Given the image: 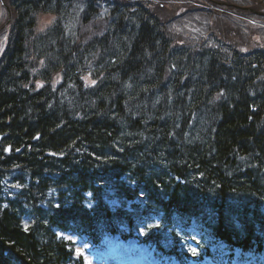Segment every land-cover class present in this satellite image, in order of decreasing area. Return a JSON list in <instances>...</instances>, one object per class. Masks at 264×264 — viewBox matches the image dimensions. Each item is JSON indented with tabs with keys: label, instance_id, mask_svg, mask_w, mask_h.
<instances>
[{
	"label": "trees",
	"instance_id": "trees-1",
	"mask_svg": "<svg viewBox=\"0 0 264 264\" xmlns=\"http://www.w3.org/2000/svg\"><path fill=\"white\" fill-rule=\"evenodd\" d=\"M4 1L0 264H70L75 247L63 231L91 236L153 213L168 222L166 207L179 201L211 218L240 217L246 231L236 245L264 249V186L248 189L264 167L246 157L264 145V49L241 54L236 43L222 40L221 51L183 38L174 31L178 8L198 0ZM96 1L107 10L98 23ZM81 3L94 14L92 32L87 19L73 29L63 20ZM43 14L58 18L42 26ZM101 145L115 164L99 158ZM102 189L119 205L112 209Z\"/></svg>",
	"mask_w": 264,
	"mask_h": 264
},
{
	"label": "rangeland",
	"instance_id": "rangeland-1",
	"mask_svg": "<svg viewBox=\"0 0 264 264\" xmlns=\"http://www.w3.org/2000/svg\"><path fill=\"white\" fill-rule=\"evenodd\" d=\"M240 2H243V5H240ZM193 5H188L186 11H184L179 16V21L184 23L176 27L177 31H183L189 34L191 37L206 39L207 36L211 34L209 32L211 26H221L220 33L225 34V29L229 28L234 29L233 32L239 36H243L246 41H255V36L258 32V29L261 27V31L264 28V0H198L197 2H192ZM210 6L209 8H206ZM241 6V7H240ZM196 7V9H193ZM0 8H5L0 3ZM239 10V12H234L233 10ZM253 10V11H252ZM7 13L2 12L0 9V23L6 17ZM217 19V23L214 24L212 18ZM69 17L65 16L63 20L68 22L69 28L73 29L79 26L80 15L76 13L74 18L67 19ZM7 19V18H6ZM53 22V17L51 14H43L40 17V24L46 25L49 21ZM99 22V20L97 21ZM102 23V21H100ZM230 32V31H228ZM96 33V32H95ZM6 37H2L0 41V52L3 50L4 42ZM264 41V34L262 35ZM251 42V43H252ZM249 44V43H248ZM142 256H145V253L141 251ZM149 262H152L151 259H148Z\"/></svg>",
	"mask_w": 264,
	"mask_h": 264
},
{
	"label": "bare ground",
	"instance_id": "bare-ground-1",
	"mask_svg": "<svg viewBox=\"0 0 264 264\" xmlns=\"http://www.w3.org/2000/svg\"><path fill=\"white\" fill-rule=\"evenodd\" d=\"M83 1V0H81ZM82 3L80 5V8H78V12L80 15H82L83 17H85L89 24H88V30L90 32L92 27H93V23L91 22V18L87 15L89 14L90 16L93 17L94 14L90 13L85 7H81ZM69 7L74 8L75 4L74 2L69 3ZM81 8H83V11L81 10ZM233 11L238 12L237 10L231 9ZM93 34V33H92ZM157 44L159 46H163L165 45V42L162 41L161 39L156 38ZM193 43L196 40H191ZM172 48L176 49L179 48V45L177 42L172 43ZM110 57L112 58H116V56L114 55V53L109 51L108 54ZM3 136H5L3 134ZM40 138V135L38 134L34 140L36 141L37 139ZM264 144V142H263ZM121 146H124L123 141L121 142ZM101 150H103L104 154L100 155L99 158H101L102 162H104L105 164H115V162H113L110 157L107 155L108 153H113L112 149H109L107 146L101 145L100 146ZM242 151V150H239ZM107 153V154H106ZM246 155V154H245ZM246 157L251 160L252 162H257L258 164L262 165L264 167V145L262 148L256 150L254 153H247ZM103 184L106 183V180L102 177L99 178ZM100 182V181H98ZM99 185V183H96ZM262 186H264V175L262 174H258L255 179L254 182H250L248 183V189L251 191H258ZM260 187V188H259ZM195 188V187H193ZM102 191V193L100 192ZM194 191V190H192ZM100 192V196H104L105 194V190H99L98 193ZM184 208V209H183ZM186 209H190L191 211H187ZM223 211H225L224 209H222ZM197 211L203 212V208H197L194 205H191L189 203L183 204V201H179L177 202V204L172 205V208L166 207V220L168 221V223L170 225H174V226H178L183 224L182 220H187L189 217H193L196 215ZM239 211V210H237ZM236 210L232 211L234 214H238ZM224 213V212H223ZM225 214V213H224ZM85 212H79V214L76 215V217H81L84 216ZM108 219H110V215L107 216ZM237 217V218H235ZM66 217H62V219H65ZM190 219V218H189ZM239 219H241L238 216H231L229 217L227 215V217H225L223 214L221 213H217L216 216L214 218H212L211 220H209L208 222L205 223L204 225V229L200 232V231H196V230H192L191 232L193 233H197L200 234L201 236H203L206 239L209 240H220L222 237H224L226 239V245L232 249V250H238V248H241L240 246L236 245L235 240L237 238H242L244 237V232L246 231V227H244V222H241ZM258 235H262L261 236V240L264 242V226L261 227V229H259ZM230 238V239H227ZM230 259L232 260L231 262H238V257L236 258L235 254L232 252V254L230 255Z\"/></svg>",
	"mask_w": 264,
	"mask_h": 264
},
{
	"label": "snow or ice",
	"instance_id": "snow-or-ice-1",
	"mask_svg": "<svg viewBox=\"0 0 264 264\" xmlns=\"http://www.w3.org/2000/svg\"><path fill=\"white\" fill-rule=\"evenodd\" d=\"M0 2H2V0H0ZM81 10L83 11V8H81ZM49 24H51L52 23V21H49L48 22ZM44 29H40V31H43ZM4 39L6 40L7 39V37H4ZM96 83V81H91V84H95ZM87 86V85H86ZM8 149H5V151H7ZM25 227L27 228V225H25ZM68 239H71V237H69ZM78 251V253H79V251L80 250H77Z\"/></svg>",
	"mask_w": 264,
	"mask_h": 264
},
{
	"label": "water",
	"instance_id": "water-1",
	"mask_svg": "<svg viewBox=\"0 0 264 264\" xmlns=\"http://www.w3.org/2000/svg\"><path fill=\"white\" fill-rule=\"evenodd\" d=\"M0 139H1V136H0Z\"/></svg>",
	"mask_w": 264,
	"mask_h": 264
}]
</instances>
